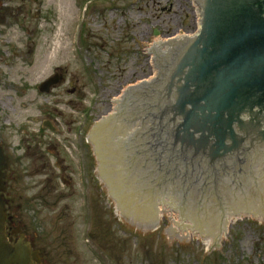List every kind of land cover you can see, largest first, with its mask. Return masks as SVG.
<instances>
[{
    "label": "rangeland",
    "instance_id": "obj_1",
    "mask_svg": "<svg viewBox=\"0 0 264 264\" xmlns=\"http://www.w3.org/2000/svg\"><path fill=\"white\" fill-rule=\"evenodd\" d=\"M197 23L192 0H0L9 216L54 264H264V221L232 222L210 253L203 240H181L186 232L170 236L168 217L150 231L126 221L87 143L117 96L154 76L146 49L157 36L194 35ZM56 73L63 82L40 93Z\"/></svg>",
    "mask_w": 264,
    "mask_h": 264
},
{
    "label": "water",
    "instance_id": "obj_2",
    "mask_svg": "<svg viewBox=\"0 0 264 264\" xmlns=\"http://www.w3.org/2000/svg\"><path fill=\"white\" fill-rule=\"evenodd\" d=\"M194 4L197 32L151 44L154 76L117 96L87 136L126 221L155 229L162 205L181 222L173 236L215 238L213 251L229 217L264 218V0ZM63 79L54 74L40 93ZM8 169L0 147V264H30L29 244L6 236Z\"/></svg>",
    "mask_w": 264,
    "mask_h": 264
},
{
    "label": "flooded vegetation",
    "instance_id": "obj_3",
    "mask_svg": "<svg viewBox=\"0 0 264 264\" xmlns=\"http://www.w3.org/2000/svg\"><path fill=\"white\" fill-rule=\"evenodd\" d=\"M50 128H53V126L51 125V123L47 124ZM55 132V129H52ZM9 163V161H8ZM8 180H5V184L8 186V191L6 192V199H7V206L10 204V195H9V184L7 183ZM68 184V183H67ZM8 215H9V211H8ZM9 219V223L7 225V235L8 237L11 239V241L13 242V244H17V242H19L20 240H23L24 244L26 245H30L31 246V250H32V263L31 264H54L53 261H50L48 259V257L45 255V253L43 251H38V256L36 258H34V254L35 252H37V250L34 249V244H33V239H31V236L29 235L28 232H23L22 229H15V225H14V218L11 216H8ZM17 228V227H16Z\"/></svg>",
    "mask_w": 264,
    "mask_h": 264
},
{
    "label": "bare ground",
    "instance_id": "obj_4",
    "mask_svg": "<svg viewBox=\"0 0 264 264\" xmlns=\"http://www.w3.org/2000/svg\"><path fill=\"white\" fill-rule=\"evenodd\" d=\"M192 1H194V0H192ZM199 17H200V14H199V10H197V19H198V23H197V29L200 27V19H199ZM197 29H196V31H197ZM180 35V34H179ZM188 35V34H187ZM158 38H156L154 41H153V43H160V42H164L165 40H162L159 36H157ZM176 37V36H175ZM149 47H150V45L147 47V49H146V52H148V50H149ZM151 66L153 67V70L155 71V66H154V61L153 60H151ZM122 96V95H121ZM113 110V109H112ZM111 113V112H110ZM99 142V141H98ZM159 213H160V221L162 220V219H164V217H168V219H170V221H173V227H176V225H178V226H180L181 225V222L179 221V219H178V217L176 216V215H174L173 213H170L171 211L168 209H164V207L162 206V205H160V207H159ZM237 217H239V218H236V217H234V216H231V217H229V219H230V223L232 224V222H234V221H236V220H238L239 221V219L240 220H243V219H245V218H249V217H245L244 218V216H241V215H239V216H237ZM153 221V215L151 216V218H150V222H152ZM259 221L261 222H263L264 221V218L263 217H261L260 219H259ZM144 222H146V221H144ZM146 223H149V222H146ZM138 226V225H137ZM142 226V225H141ZM140 225L138 226V227H140V228H142ZM191 235H189V234H186V236H183V237H181L180 239L181 240H185V239H187L188 237H195V235L196 234H194V233H190ZM199 239H200V237L199 236H197ZM224 238H226V236H224V237H222V239H224ZM216 239L214 238H207L206 240H204L205 242H207L208 243V245L209 246H211L212 247V245H214V241H215Z\"/></svg>",
    "mask_w": 264,
    "mask_h": 264
}]
</instances>
